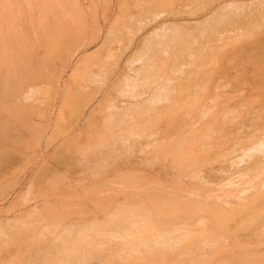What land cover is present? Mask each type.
Segmentation results:
<instances>
[{
    "label": "rangeland",
    "instance_id": "rangeland-1",
    "mask_svg": "<svg viewBox=\"0 0 264 264\" xmlns=\"http://www.w3.org/2000/svg\"><path fill=\"white\" fill-rule=\"evenodd\" d=\"M75 3L84 12L82 27L71 15ZM11 5L15 13L22 15L23 25L16 22L29 37L24 41L11 38V53L10 44L6 55L0 58V62L11 66V73L9 68L2 70V74L11 76L5 81L11 91L0 93V106L9 109V119L14 123L9 137L3 135L0 140V264H52L55 259H61L56 264H127L125 255L135 257L138 264H148V249L129 248L125 244L132 241L112 237L127 235L128 231L117 228L115 223H109L110 228L115 226L111 232L101 229L108 217L118 215L117 207L130 205L139 210L143 203H147L146 207L157 203L154 189L164 192L166 209L178 207V221L169 227L188 228L200 241L198 231L202 227L198 220L204 219V226L209 228L203 233L205 240L214 248L163 247L162 252L158 246L153 247V264H204L198 260L205 257V264H264V170H254L247 181L234 186L231 198L190 199L185 193L200 188L201 195L221 194L220 187L232 179L237 181L238 174H233L238 169L264 161V0H0V16L4 17ZM30 17L34 20L25 24ZM44 19L58 20L45 26L46 35H56L53 41L63 42L70 51L63 48L56 57L57 65L51 67L46 61L43 68L41 59L34 61L31 53L41 52L47 45L49 36L41 41ZM148 43H152L155 53L151 62L155 77L147 88L135 94L130 84L135 72L144 75L139 55ZM77 46L79 52L72 60ZM98 69L101 75L91 74ZM42 73L55 75L49 81L57 90L55 106L53 102L48 104L44 112L41 99L46 98L42 91L27 104H17L16 97L31 86H39L36 78ZM23 75H27V80ZM162 86L165 91L161 97L169 100L150 104L160 95ZM31 120L37 127L21 140L20 129L16 128L28 127ZM186 156L192 159L188 162ZM54 174H60L56 181L61 184H51L56 179ZM50 188H55L54 192ZM89 189L93 193L89 194ZM83 191L89 196L79 195ZM244 193L247 199L236 198ZM48 202L58 209L65 203L69 215L61 219L50 217L63 225L58 237H67L54 241L43 232L23 234L24 242L12 246L7 233L11 234V225L21 223L8 226V222L15 219L19 210L29 211ZM213 220L222 225L217 227ZM87 228L93 230L85 235ZM179 233L169 236L183 244L184 239L179 237L184 233ZM65 241L68 243L63 244ZM77 243L80 246L72 247ZM198 251H205V257ZM139 253L144 256H137Z\"/></svg>",
    "mask_w": 264,
    "mask_h": 264
},
{
    "label": "bare ground",
    "instance_id": "bare-ground-1",
    "mask_svg": "<svg viewBox=\"0 0 264 264\" xmlns=\"http://www.w3.org/2000/svg\"><path fill=\"white\" fill-rule=\"evenodd\" d=\"M28 1V0H27ZM30 1V0H29ZM50 1V0H49ZM5 2V1H4ZM37 4V3H36ZM30 5V4H29ZM31 8V7H30ZM29 9V8H28ZM42 9V8H41ZM43 10V9H42ZM47 10H49V9H47ZM44 11V10H43ZM42 11V12H43ZM72 14L71 15H74V16H76L77 17V22L79 23V25H80V27H82V23H85L84 22V12H82L81 11V8L79 7V4L78 3H75L74 5H73V7H72ZM263 12H264V10H263ZM148 13H150V12H148ZM172 13V12H171ZM22 14V13H21ZM213 14H215V13H213ZM38 15H41V13H38ZM48 15H51V16H53V13H49ZM29 17V16H28ZM33 17V16H32ZM50 18H52V17H50ZM34 19L33 18H26V20H25V24H26V22H29V25L31 24V22L33 21ZM41 20V19H40ZM171 20V19H170ZM16 21H20L21 23H22V25H23V19H22V15H19L18 13H15V11L13 10V7H12V5L10 6V7H8L7 8V12L5 13V15H4V17H2V16H0V46L1 47H3V50L2 51H0V58L2 57V56H4V55H6V53H7V51L9 50V45H10V53H11V51H12V49H13V47H12V41L10 40L11 38H15V41L18 39V38H23V41H24V38H26V37H29L28 35H27V32L24 30L23 31V29L22 28H20V24L19 23H17ZM57 21L58 20H53V19H51V21L49 20V19H44V21L42 22V25H43V35H44V38L43 39H41V41L42 40H44V42L47 40L48 42H47V45L45 46V47H43L42 45H44V43L42 42V44H41V46L43 47V48H41V52H40V50L37 52V51H35V52H32L33 50H34V47H33V50L31 49V51L30 52H32L31 53V55H33V58H34V61H35V59H36V61L38 60V58L39 59H41V61H42V65H43V68H44V65H45V62L47 61V62H49L50 64V66L52 67V66H54V65H57V63L59 62V60L56 58L60 53H62V49L64 48V49H66V51H67V47L65 46V44H64V46H63V42L61 43L60 41L58 42L57 40V42L55 43L53 40H54V38H55V36L53 37L52 36V34H47L46 35V30H45V26H51L50 24H53V23H57ZM163 21V20H162ZM158 24V23H157ZM155 26V25H154ZM164 26V25H163ZM158 27H160V26H158ZM21 29V30H20ZM82 29V28H81ZM80 29V30H81ZM162 29V28H161ZM160 29V30H161ZM50 33H51V31L52 30H50V29H47ZM58 30H61V29H58ZM58 30H57V32H58ZM160 30H159V32H160ZM78 31V29H76L73 33L75 34V32H77ZM105 31V30H104ZM158 31V30H157ZM95 33V32H94ZM80 34V33H79ZM101 34V32H99V34L96 36V37H98L99 35ZM45 35H46V37L47 36H49V37H47V39L45 40ZM68 36V35H67ZM75 36V35H74ZM106 36V35H105ZM136 36H137V34H136ZM175 36V35H174ZM252 36H253V34H252ZM78 37V36H77ZM95 37V38H96ZM111 37V36H110ZM117 37V36H116ZM124 37V36H123ZM131 37V36H130ZM238 37L240 38V35H238ZM237 37V39H239ZM126 38V37H125ZM132 38V37H131ZM235 38V37H234ZM245 38H248V37H245ZM250 38V37H249ZM121 39H122V37H121ZM166 39V38H165ZM242 39V38H241ZM240 39V40H241ZM252 39V38H251ZM59 40H61V38H59ZM163 40V39H162ZM254 40V39H253ZM85 41V40H84ZM107 41V40H106ZM105 41V42H106ZM136 41V40H135ZM154 41V40H153ZM237 41V40H236ZM86 42V41H85ZM19 43V42H18ZM23 43V42H22ZM97 43V42H96ZM72 44V43H71ZM82 44V43H81ZM144 44V43H143ZM34 45V44H33ZM37 45V44H36ZM40 45V44H39ZM103 45V44H102ZM106 45V44H105ZM105 45H103V46H105ZM116 45V44H115ZM118 45H120V43L118 44ZM146 46H145V50L139 55V61L141 60L142 62H143V64H144V75H143V77H142V75L141 74H139L138 72H135V74H136V76L135 77H133L132 78V82H131V84H130V86H131V88L135 91V94L137 93V91H139L140 89H145V88H147V85L150 83V80H152V78L153 77H155V75L153 76V74H154V71H153V67L151 66V62H152V60L154 59V57H155V53L152 51V43H148V44H145ZM160 45V44H159ZM79 46H81L82 47V45H79ZM79 46H77L76 48H75V50H74V52L71 54V58H72V60L74 59V57L75 56H77V52H79L78 50H77V48L79 47ZM84 46V45H83ZM131 46H133V45H131ZM20 47V46H19ZM18 47V48H19ZM22 47H23V45H22ZM21 47V48H22ZM75 47V46H74ZM81 47L79 48L80 49V51H81ZM115 47V46H114ZM116 47H117V45H116ZM121 47V46H120ZM129 47V46H128ZM20 48V49H21ZM36 48V47H35ZM108 48V47H107ZM113 48V47H112ZM116 49V48H115ZM121 49V48H120ZM125 49H127V48H125ZM125 49H124V51H125ZM154 49V48H153ZM157 49V48H156ZM22 50V49H21ZM114 50V49H113ZM129 50V49H128ZM68 51H70V49L68 50ZM67 51V52H68ZM97 51V50H96ZM115 51V50H114ZM122 51V50H121ZM157 51V50H156ZM204 51V50H203ZM64 52V51H63ZM119 52V51H118ZM90 53V52H89ZM164 53V52H163ZM103 54V53H102ZM101 54V55H102ZM117 54V53H116ZM100 55V54H99ZM106 55V54H105ZM115 55V54H114ZM17 56V55H16ZM107 56V55H106ZM36 57V58H35ZM132 57H134V55L132 56ZM70 58V59H71ZM87 58V57H86ZM110 58H112V56L111 57H109V59ZM122 58H123V56H122ZM47 59V60H46ZM15 60V59H14ZM69 60V59H68ZM79 60H80V58H79ZM82 60V59H81ZM80 60V61H81ZM113 60V59H112ZM33 60L32 59H30L29 60V62H32ZM110 61H111V59H110ZM110 61H108V62H110ZM99 62V61H98ZM155 62V61H154ZM75 63V62H74ZM73 63V64H74ZM81 63V62H80ZM100 63V62H99ZM98 63V64H99ZM78 64V63H77ZM109 64V63H108ZM128 64H130V62L128 63ZM127 64V65H128ZM156 64H158V63H156ZM10 65H11V63H10ZM20 65H21V67H22V65H24V61L22 62L21 61V63H20ZM79 65V64H78ZM105 65V64H104ZM107 65V64H106ZM106 65H105V67H106ZM131 65H133V64H131ZM73 66V65H72ZM130 67V66H129ZM5 68H9L8 70V73L10 72L11 73V66H9V64L8 63H6V62H0V93H3V92H10L11 90H9L8 88H7V84H6V82L5 81H7V80H10V78H11V76H9V75H5V74H2V70L3 69H5ZM46 68V67H45ZM88 68V67H87ZM132 67H130V69H131ZM50 69V67H48V70ZM100 69H101V67H100ZM103 69V68H102ZM114 69H117V68H114ZM89 70V68L87 69V71ZM120 70V69H119ZM140 70L142 71V69L140 68ZM162 70H163V68H161L159 71H161L162 72ZM85 71V70H84ZM68 72H69V70H68ZM71 72V71H70ZM93 73H91V74H94V76L96 75V76H99V74L101 75V72L99 71V69L98 70H93L92 71ZM86 73V72H85ZM112 73V72H111ZM138 74V75H137ZM126 75H128V74H126ZM55 75H52V74H48V75H46V74H38V78H36V80L38 81L37 83L39 84V86H35V87H33V86H31L30 88H29V90L26 92V93H22V94H20L21 96L20 97H16L15 99H14V101L18 104L19 102H23L24 104H27L28 103V101H29V99L32 97V96H35L37 93H38V91H42L41 93V95H45V98L46 99H41V101H42V105H44V107H45V109H44V112L46 111V109H47V107H49L48 106V104L49 105H51L52 104V102H53V105L55 106V102H54V100H55V97H56V89H54L53 88V84L51 83V82H49V81H52L53 80V77H54ZM68 76V75H67ZM125 77V76H124ZM127 77V76H126ZM23 78L25 79V80H27V75H23ZM58 78H63V76H59ZM97 78V77H96ZM130 78V77H129ZM157 78H159V77H157ZM67 79V78H66ZM76 78L74 77L73 79H71V81L72 82H74V80H75ZM123 79H125V78H123ZM143 79V80H142ZM65 80V79H64ZM96 80V79H95ZM158 80V79H157ZM160 80V79H159ZM17 81V80H16ZM66 81V80H65ZM86 81V80H85ZM123 80H121V82H122ZM130 81V80H129ZM142 81V82H141ZM94 82V81H93ZM105 82H106V79H105ZM124 82H125V80H124ZM127 82V81H126ZM156 82V81H155ZM102 83V82H101ZM123 83V82H122ZM164 83V82H163ZM66 84V83H65ZM64 84V85H65ZM110 84V83H109ZM120 84V83H119ZM124 84V83H123ZM154 84V83H153ZM24 85V84H23ZM35 85V84H34ZM56 85H57V88L59 89L60 87H61V84H60V82H57L56 83ZM63 85V84H62ZM122 85V84H121ZM155 85V84H154ZM110 86V85H109ZM125 86V85H124ZM129 86V85H128ZM93 87V86H92ZM64 88V87H63ZM88 88V87H87ZM94 88V87H93ZM106 88V87H105ZM127 88V87H126ZM162 88H163V86H162ZM96 90H97V87L95 88ZM59 90H61V88L59 89ZM132 90V91H133ZM164 90V88L163 89H161L160 91H159V93H160V95L158 96V97H156V98H153V100L150 102V104H153V105H159V104H161V103H163V102H166L167 100H169V98L167 97V98H163V97H161V95H162V92H164L163 91ZM43 91H45L46 93H44L43 94ZM120 90H118L117 92H119ZM126 91H128V90H126ZM125 91V92H126ZM130 91V90H129ZM131 91V92H132ZM116 92V91H115ZM114 92V93H115ZM134 93V92H133ZM18 94V93H17ZM61 94V93H60ZM69 94V93H68ZM105 94V93H104ZM127 94H128V92H127ZM40 96V95H39ZM60 96V95H59ZM65 96V95H64ZM123 96H124V94H123ZM132 95L130 94V97H131ZM99 97V96H98ZM138 97V96H137ZM133 98V97H132ZM136 98V97H135ZM140 98V97H139ZM39 99V98H38ZM47 99H49L50 101L48 102V100ZM66 99V98H65ZM131 99V98H130ZM32 100V99H31ZM47 100V101H46ZM101 100V99H100ZM76 101V100H75ZM97 101V100H96ZM33 102V101H32ZM35 102V101H34ZM58 102V101H57ZM56 102V103H57ZM105 102H107L106 100H105ZM1 103V102H0ZM59 103V102H58ZM57 103V104H58ZM98 103V102H97ZM116 103V102H115ZM120 103V102H119ZM121 104V103H120ZM56 106H58V105H56ZM118 106H122V105H118ZM19 107V106H18ZM122 107H124V106H122ZM127 107H129V106H127ZM3 107L2 106H0V140H1V138H3V135H5L7 138L9 137V135H10V133L13 131V128H12V124H13V126H14V123H12L11 122V117H10V119H9V113H8V111H9V109L8 108H6L5 110H4V108L2 109ZM132 108H133V106H132ZM20 109V108H19ZM141 109V108H140ZM139 109V110H140ZM55 110V109H54ZM59 110V109H58ZM148 110H156L155 108H149ZM22 111V110H21ZM90 111V110H89ZM87 113H89L88 111H86ZM139 112V111H138ZM17 113V112H16ZM40 113V112H39ZM58 113V112H57ZM30 114V116H32V111L29 113ZM41 114V113H40ZM138 114V113H137ZM154 114V113H153ZM57 115V114H56ZM86 115V114H85ZM23 116V115H22ZM87 116V115H86ZM139 116V115H138ZM141 116V115H140ZM54 117V116H53ZM25 119H26V117H24ZM92 118V117H91ZM54 119V118H53ZM50 120H51V118H50ZM32 121V120H31ZM30 121V123L28 124V127H25V128H21V126H19V127H17L16 129H20V131H18V134H19V136H21V140H25V138H24V136H26V135H28V133H30V132H32V130H34V127H37V125H36V122L33 120L32 122ZM12 123V124H11ZM50 123V122H49ZM48 126V125H47ZM45 127V126H44ZM47 128V127H46ZM51 128V127H50ZM141 129V128H140ZM139 129V130H140ZM144 130V129H143ZM181 130V129H180ZM100 131H102V130H100ZM137 131V130H136ZM140 131H142V129L140 130ZM135 133V132H134ZM137 133H138V131H137ZM81 134V133H80ZM139 134V133H138ZM137 134V135H138ZM137 135H134V136H137ZM142 135V134H141ZM140 135V136H141ZM88 136V135H87ZM139 137V136H138ZM23 138V139H22ZM47 138V137H46ZM27 141H30V140H27ZM79 142H80V140H79ZM21 143H23V141H21ZM28 143V142H27ZM33 143V142H32ZM263 144V143H262ZM27 148H30L29 147V145L28 146H26ZM46 149V148H45ZM71 149H72V147H71ZM257 149H261V147L259 148V147H256V150ZM41 153V152H40ZM40 155V154H39ZM41 156V155H40ZM42 157V156H41ZM111 157V156H110ZM46 158V157H45ZM112 158V157H111ZM110 158V159H111ZM182 158V157H181ZM185 158V160L186 161H188L189 162V160L190 159H192V157H190V156H186V157H184ZM104 159H106V158H104ZM106 161H107V159H106ZM193 161V160H192ZM191 161V162H192ZM246 161H248L249 162V160L247 159ZM245 161V162H246ZM185 162V161H184ZM98 163V162H97ZM186 163V162H185ZM235 164V163H234ZM85 165V164H84ZM97 165V164H96ZM195 165V164H194ZM237 166H238V163L236 164ZM87 166V168H91V166H88V165H86ZM240 166V165H239ZM248 167V166H247ZM233 168H234V166H233ZM236 168H238V167H235L234 169H236ZM264 170V161H261V162H258L256 165H252V163H251V165L248 167V168H244L243 170H240V171H238L237 170V172L236 173H234L233 175H235V174H238V178H237V181H234V179H232L231 181H229V183H227V184H224V187H220V193L221 194H210V195H207V194H200V191H199V189L197 188L196 190H189V191H185V193H186V195H187V197L186 198H194V197H199V198H208L209 200L210 199H217V201L218 200H222L223 198H231V197H233L232 196V191H231V189L234 187V186H237V185H240V184H243L245 181H247L249 178V176H250V174L254 171V170ZM104 170V169H103ZM231 172V171H230ZM232 173V172H231ZM195 174V173H194ZM229 174V173H228ZM60 175V174H59ZM59 175H57V176H59ZM39 176V175H38ZM54 176H55V174H54ZM57 176H55L56 177V179H55V177H54V179H51V180H54V182H52L51 180V184L53 185H55L56 186V183H57V185L60 183L61 184V182H57L56 180H59V179H57ZM195 176H196V174H195ZM229 176V175H228ZM59 177H61V176H59ZM64 177V176H63ZM198 177V176H197ZM126 178V177H125ZM228 178V177H227ZM230 178H232V177H230ZM63 179H65V177L63 178ZM49 180V179H48ZM67 180V179H66ZM78 180V179H77ZM63 181H65V180H63ZM70 181H72V179L70 180ZM48 183V182H47ZM67 183H69L70 184V182H67ZM66 183V184H67ZM78 183V182H77ZM49 184V183H48ZM48 184H47V186H48ZM68 184V185H69ZM51 185V186H52ZM72 185V184H71ZM217 185V184H216ZM122 186V185H121ZM215 186V185H214ZM219 186V185H218ZM46 187V186H45ZM54 187V186H53ZM60 187H62V186H60ZM60 187H58L59 189H63V188H60ZM130 187H131V185H130ZM136 187V186H135ZM217 187V186H216ZM46 188H48V187H46ZM52 188V187H51ZM50 188V190H51V192L55 189H51ZM141 188V187H140ZM59 189H58V191H59ZM65 189V188H64ZM63 189V190H64ZM123 189V188H122ZM151 189H152V187H151ZM192 189V188H191ZM254 190H258V188H253ZM47 190H49V189H47ZM49 190V191H50ZM68 190V189H67ZM85 190V189H84ZM116 190V189H115ZM147 190V189H146ZM145 190V192H148V191H146ZM250 190V189H249ZM251 190H252V188H251ZM48 191V192H49ZM61 191V190H60ZM66 191V190H65ZM141 191V190H140ZM150 191V190H149ZM152 191V190H151ZM154 191V194H155V197L158 199L157 200V203H155V204H152L153 205V207H151V206H148V207H146L145 205L147 204V203H145V205H144V203L141 205V207L139 206L138 207V209L139 210H137L136 208H135V206L132 208L130 205H125V206H123V207H120V208H118L117 207V209H115L117 212H118V215H116L115 213L114 214H112L113 216H112V218H110V217H108V214H107V217L109 218H107L108 219V221H106V224H105V226H104V228L103 229H101V231H104V232H111L114 228H115V226L113 227V226H111V228H110V224L109 223H115L114 225H116L117 226V228H119L120 227V229H121V227L123 228V231H125L126 233H127V231L129 232L127 235L125 234L124 236H117V235H115L114 236V234L112 235V237H114V238H120V239H123L125 242L127 241L128 242V240H130V242L132 241L133 243H135V242H139L137 245L136 244H133V243H126L125 245L126 246H128L129 248H136V247H144V248H146V249H148V252H147V254H149L150 255V257L151 258H149V262H147L148 264H153L154 262H153V260H152V254H154L153 253V251H152V249H153V247H159V248H163V247H172L173 249L174 248H177V247H185V248H187V247H189V246H195V247H199V249H200V247H201V249H203V248H206V250H207V248H209V249H213L214 248V245H212V244H210V243H208L207 242V240H205V238H207L206 237V234H203L204 232H206V231H208V227L207 226H204V223H206L205 222V220L204 219H200L199 218V220H198V222H199V226H201L202 228H201V231H198V233H199V236H201V240L200 241H197L198 239L196 238V236L194 235V233H193V231H191L190 229H185V228H174L175 226H172V227H169L170 225H172V222L173 221H178L177 220V218L178 217H176L179 213H178V211L176 210L178 207H174V208H168V209H166L165 207H164V203H165V201H164V196H163V193L164 192H161V191H159V190H157V189H154L153 190ZM54 192V191H53ZM64 192V191H63ZM62 192V194H64V193H66V192H64L63 193ZM84 192V194H79V195H84V196H89L85 191H83ZM106 192V191H105ZM184 192V191H183ZM61 193V192H60ZM60 193L58 194V195H60ZM67 193H71L70 191L68 192L67 191ZM91 193H93V191H92V189H89V194H91ZM53 194V193H52ZM246 193H244V194H242V195H240V196H238V197H236V198H238V199H241V200H245V199H247L248 198V196L247 195H245ZM183 195V194H182ZM48 196V195H47ZM68 197H69V195H67ZM135 196H137V195H135ZM145 196V195H144ZM257 197H259V195H256ZM37 197V196H36ZM55 197H56V195H55ZM61 197V196H60ZM65 197V196H64ZM139 197V196H138ZM150 197V196H149ZM35 198V197H34ZM52 198V197H51ZM59 198V197H58ZM62 198V197H61ZM148 198V197H147ZM252 198V197H251ZM131 199V198H130ZM140 199V198H139ZM34 200H36V199H34ZM33 199L31 200V201H34ZM146 200H148V199H146ZM152 200V199H151ZM149 201V200H148ZM146 202V201H145ZM226 202V201H225ZM36 203V202H35ZM40 203V202H39ZM128 203V202H127ZM67 204V203H66ZM131 204V203H130ZM134 204V203H133ZM59 205V204H58ZM68 205V204H67ZM135 205V204H134ZM138 205H140V204H138ZM144 205V206H143ZM66 205H65V203L62 205V209H58V207H57V205L56 204H53V203H46V204H44V205H37V206H35L34 208H31L29 211L28 210H19L18 211V213L15 215V219H12V220H10L8 223V226H10V224H12V223H14V222H16V223H21V224H16L15 226H13V225H11L10 226V228H11V234H10V232L9 233H7V235H11V236H9V242L10 243H12L13 245L12 246H19V243H21L22 244V242H24V241H22L23 240V238H24V236L27 234H30V233H46V237L49 239H53L54 241L55 240H57V239H60V240H63L65 237H67V236H61V237H58V233L59 232H61V229L63 228V225L62 224H58V223H56V222H53L54 221V219H51V217L50 216H53V218H55V219H61V218H65L67 215H69L68 214V209L65 207ZM137 206V205H136ZM31 207H33V206H31ZM113 210V209H112ZM114 211V210H113ZM109 212V211H108ZM110 212H112V211H110ZM115 212V211H114ZM210 212V211H209ZM213 213V211L211 212V214ZM110 214V215H111ZM214 215H218V213H214ZM106 217V216H105ZM173 217H176V218H174L173 219ZM106 218H104L103 220H105ZM9 220V219H8ZM8 220H6V221H8ZM213 222V224L214 225H216L217 227H220L221 225H222V222H220V221H218V220H213L212 221ZM102 223H103V221H102ZM101 223V224H102ZM131 224L132 226L131 227H124V225L125 224ZM180 223V222H179ZM1 224H2V222H1ZM0 224V225H1ZM99 225H100V223H99ZM3 226V224L1 225V227ZM99 228V227H98ZM159 229V230H158ZM93 229L91 228V229H89V228H87V229H85V235H88V232L90 233L91 231H92ZM115 230V229H114ZM2 232V230L0 229V233ZM64 232V231H63ZM98 232H100V231H98ZM173 232H182V234L184 233V235L182 236V237H179V236H177V237H179V238H183L184 239V243L183 244H180V243H177L176 242V240L174 239V238H176L175 236H174V238L173 237H171V236H169V234L171 235ZM179 233V234H180ZM23 234H24V236H23ZM98 234H100L101 235V232L100 233H98ZM181 234V235H182ZM1 235H2V233H1ZM0 235V236H1ZM31 235V234H30ZM107 235V234H106ZM110 235V234H109ZM176 235V234H175ZM180 235V236H181ZM37 236V235H36ZM60 236V235H59ZM84 236V235H83ZM94 236H96V235H94ZM99 236V235H98ZM28 237V236H27ZM29 237H31V236H29ZM85 238H90L89 236H84ZM103 237V236H102ZM2 238V237H1ZM37 238V237H36ZM113 238V239H114ZM175 240V242L176 243H174V241H173V239ZM7 239V238H6ZM67 239H69V238H67ZM120 239H119V241H120ZM172 239V242L174 243H169V241ZM178 239V238H177ZM183 239H182V241H183ZM89 240V239H88ZM181 240V239H180ZM21 241V242H20ZM70 241V240H69ZM92 241V240H91ZM115 241V240H114ZM81 242V241H80ZM4 243V242H3ZM66 243H68L67 241H65V242H63V244H66ZM70 243V242H69ZM90 243H92V242H90ZM90 243H88V244H86L85 243V245H87V246H90L89 244ZM94 243V242H93ZM116 243V242H115ZM155 243V244H154ZM106 244V243H105ZM119 244V243H118ZM129 244H131V245H129ZM54 245V244H53ZM92 245V244H91ZM102 245V244H101ZM69 246V245H68ZM67 246V247H68ZM77 246H80V244H74L72 247H77ZM114 246V245H113ZM118 246V245H117ZM64 247V246H63ZM71 247V246H70ZM70 247H68V248H70ZM92 247V246H91ZM96 247V246H95ZM101 247H103V246H101ZM100 247V248H101ZM115 247H116V245H115ZM125 247V246H124ZM127 247V248H128ZM194 247V248H195ZM9 248V247H8ZM11 249H12V247H10ZM66 248V247H65ZM99 248V249H100ZM194 248H191V249H193L194 250ZM14 249H15V247H14ZM27 249H28V247H27ZM67 249V248H66ZM132 249V250H133ZM63 250H64V248H63ZM118 250V249H117ZM137 250V249H136ZM145 250V249H144ZM188 250H190L189 248H188ZM205 250V251H206ZM61 251H62V249H61ZM60 251V252H61ZM70 251H72V250H70ZM118 251H120V250H118ZM123 251V250H122ZM124 251H127L126 249L124 250ZM156 251V250H155ZM162 252H163V249L161 250ZM168 251V250H167ZM205 251H204V253L203 254H201V251H198V252H200L199 254L200 255H205ZM46 252V251H45ZM48 252V251H47ZM59 252V253H60ZM74 251H72V253H73ZM136 252V251H135ZM135 252H133V253H135ZM198 252H196L197 254H198ZM226 252V251H225ZM16 253H18V252H16ZM69 253V252H68ZM71 253V254H72ZM94 253V252H93ZM120 253V252H119ZM161 253V252H160ZM165 253V252H164ZM168 253V252H167ZM166 253V254H167ZM175 253V252H174ZM189 253V252H188ZM194 253V252H193ZM77 254V253H76ZM103 254H105V252L104 253H102V255ZM125 254H126V252H125ZM140 254L141 255H143L144 256V254H142V253H139V255H137V256H139L140 257ZM191 254V253H190ZM195 254V253H194ZM193 254V255H194ZM11 255V254H10ZM27 255H29L28 253H27ZM39 255V254H38ZM49 255V254H48ZM73 255H75V254H73ZM91 255V254H90ZM96 255V254H95ZM130 255V254H129ZM159 255V254H158ZM161 255H162V253H161ZM165 255V254H164ZM199 255V256H200ZM50 256L51 255H49V257L48 258H50ZM62 256V255H61ZM82 256V255H81ZM124 256V254L123 255H121V257H123ZM147 256V255H146ZM173 256V255H172ZM198 256V255H197ZM31 257H33V255L31 256ZM31 257H30V259H31ZM71 257H73V256H71ZM88 257V256H87ZM125 257V263H127V264H138L137 263V259H135V257H130V256H128V255H125L124 256ZM158 257V256H157ZM202 257V256H201ZM200 257V258H201ZM205 257V256H204ZM46 258H47V256H46ZM56 258H58V257H56ZM67 258H69V257H67ZM73 258H75V257H73ZM92 258V257H91ZM90 258V259H91ZM130 258H133V261H129L130 260ZM144 258V257H143ZM198 258V257H197ZM44 259V258H43ZM62 259H64V257L62 258ZM71 259V258H70ZM70 259H68L67 261H69ZM81 259H83L82 257H81ZM89 259V260H90ZM93 259H96L95 258V256H94V258ZM103 259H104V257H103ZM106 259V258H105ZM104 259V260H105ZM113 259V258H112ZM116 259V258H115ZM33 260V259H32ZM59 259H55V260H52L51 262H52V264H56L57 263V261H58ZM61 260V259H60ZM59 260V261H60ZM80 260V259H79ZM85 260V259H84ZM122 260V259H121ZM143 260V263H145V259H142ZM167 260H169V259H167ZM44 262H45V260H43ZM81 261V260H80ZM88 261V260H87ZM92 261V259L90 260V262ZM103 261V260H102ZM200 263H207V258L205 257V258H203V259H201V260H198ZM31 262V261H30ZM61 262V261H60ZM59 262V263H60ZM64 262V261H63ZM96 262H97V259H96ZM99 262H100V260H99ZM99 262H97V263H99ZM105 261H103V263H104ZM116 262L117 261H115V263L114 264H116ZM124 262V261H123ZM153 262V263H152ZM32 263H33V261H32ZM48 263V262H47ZM81 263V262H80ZM106 263V262H105ZM122 263V262H121ZM79 264V263H78ZM82 264H84V262L82 263Z\"/></svg>",
    "mask_w": 264,
    "mask_h": 264
}]
</instances>
